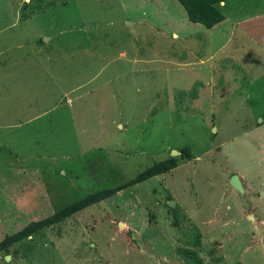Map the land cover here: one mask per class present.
Masks as SVG:
<instances>
[{
    "label": "rangeland",
    "instance_id": "1",
    "mask_svg": "<svg viewBox=\"0 0 264 264\" xmlns=\"http://www.w3.org/2000/svg\"><path fill=\"white\" fill-rule=\"evenodd\" d=\"M230 3L205 29L176 0H0V240L176 162L0 264H264V7Z\"/></svg>",
    "mask_w": 264,
    "mask_h": 264
},
{
    "label": "trees",
    "instance_id": "2",
    "mask_svg": "<svg viewBox=\"0 0 264 264\" xmlns=\"http://www.w3.org/2000/svg\"><path fill=\"white\" fill-rule=\"evenodd\" d=\"M176 1L184 10L188 22L193 24H199L205 29H211L225 19L224 12L225 9H227L226 6L228 4H230V9H235L236 6H238V3L231 4V0ZM241 1V10L243 9L244 12L251 11L250 13L253 14L252 10L261 9V7H264L263 5H261L259 0ZM175 163V160L172 158L156 162L124 183H121L112 188L101 189L91 194H87L79 200H76L60 207L59 209H56L51 215L43 219L27 223L20 230L16 231L13 234L5 236L2 240H0V252L12 246L13 244L18 243L19 241L31 236L32 234L37 233L41 229L49 227L52 224L58 223L63 219L69 217L70 215L83 210L84 208L104 201L124 189L133 187L141 182L149 180L155 176L162 175L174 169L176 167ZM184 254L187 257H194V260L188 259L187 264H200V259L195 255L193 251H185Z\"/></svg>",
    "mask_w": 264,
    "mask_h": 264
},
{
    "label": "crops",
    "instance_id": "3",
    "mask_svg": "<svg viewBox=\"0 0 264 264\" xmlns=\"http://www.w3.org/2000/svg\"><path fill=\"white\" fill-rule=\"evenodd\" d=\"M250 17H253V16H250ZM261 16H259V17H257V18H259V19H261L260 18ZM257 18H255V19H257ZM252 19V18H251ZM249 20H250V18H249ZM249 20H246V22L247 21H249ZM131 24V23H130ZM129 24V25H130ZM241 34H243L244 35V37H245V39L246 38H248V37H246V35L247 36H249L248 34H246V33H242V32H240ZM248 40H250V39H248ZM260 40H262V42H260ZM253 41H255L256 43V45H258L259 46V48H260V50L264 53V37L263 38H261V39H253ZM251 70V69H250ZM257 70H253V72H256Z\"/></svg>",
    "mask_w": 264,
    "mask_h": 264
},
{
    "label": "water",
    "instance_id": "4",
    "mask_svg": "<svg viewBox=\"0 0 264 264\" xmlns=\"http://www.w3.org/2000/svg\"><path fill=\"white\" fill-rule=\"evenodd\" d=\"M172 155H174L173 152H172ZM229 183H230V184H231L236 190H238V191L241 190L240 184H239V182H238V180H237V177H236L235 175H232V176L229 178ZM170 205H172L171 202H170ZM119 226H121V224H119Z\"/></svg>",
    "mask_w": 264,
    "mask_h": 264
},
{
    "label": "bare ground",
    "instance_id": "5",
    "mask_svg": "<svg viewBox=\"0 0 264 264\" xmlns=\"http://www.w3.org/2000/svg\"><path fill=\"white\" fill-rule=\"evenodd\" d=\"M129 22L126 23V25H128Z\"/></svg>",
    "mask_w": 264,
    "mask_h": 264
}]
</instances>
